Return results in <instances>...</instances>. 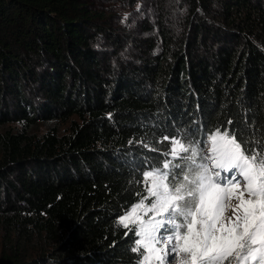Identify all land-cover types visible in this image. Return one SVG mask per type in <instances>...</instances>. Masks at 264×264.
I'll list each match as a JSON object with an SVG mask.
<instances>
[{"label": "trees", "instance_id": "obj_1", "mask_svg": "<svg viewBox=\"0 0 264 264\" xmlns=\"http://www.w3.org/2000/svg\"><path fill=\"white\" fill-rule=\"evenodd\" d=\"M7 122L0 264H138L119 217L173 140L264 156V0H0Z\"/></svg>", "mask_w": 264, "mask_h": 264}, {"label": "snow or ice", "instance_id": "obj_2", "mask_svg": "<svg viewBox=\"0 0 264 264\" xmlns=\"http://www.w3.org/2000/svg\"><path fill=\"white\" fill-rule=\"evenodd\" d=\"M238 140L227 132L212 134L202 157L208 163L199 164L194 176L184 175L178 186L169 172L144 173L152 181L150 207L141 200L118 221L139 238L131 249L142 257L138 264H225L232 258L237 264H264V156ZM172 155L178 156L175 147ZM227 208L233 209L231 217L224 216ZM138 209L153 215L145 220Z\"/></svg>", "mask_w": 264, "mask_h": 264}, {"label": "rangeland", "instance_id": "obj_3", "mask_svg": "<svg viewBox=\"0 0 264 264\" xmlns=\"http://www.w3.org/2000/svg\"><path fill=\"white\" fill-rule=\"evenodd\" d=\"M50 125L51 126L52 125H55L56 126V129L58 130V133H63V132H65L67 130V122H61V121H59L58 123H54V122L53 123H51V122H49V123L38 122L33 129H34V131H36L37 133H39V132H43L44 129H46ZM12 126H15V123H13V122H7V123H4V124L0 125V130L5 129L7 127H12ZM212 134H214V133H212ZM212 134L208 135L207 137L202 138L200 140V142L196 146H194V145L190 146L189 144H183L184 147H187L189 149L188 152H184L181 149V147H180L181 143L174 145L173 144V141H177V140H173L172 141V147L167 152V154H166V160H165V162H163L162 167L159 168V169H155L153 171L169 172L170 173V175H169V181L172 184H176L178 186L179 183H183L184 182V180H183L184 175L189 174L190 176H194L195 175V172L198 170V165L199 164H201V163H208L207 161H204L202 159V157L205 155V153L207 152L208 148L210 147L209 137ZM173 147H175L176 150H177V153H178V156L177 157H173V155H172ZM193 149H195V156H194L195 161H196L195 164H193L192 163V159H190V157H193V151H192ZM165 163H168L169 164V168L168 169H164V164ZM181 163L183 164V169L186 168V170H184V172L182 173L181 179L178 180V181H175L174 178H173V176H172V173L170 171L171 170L170 168H171V166H172V168L173 167L180 166ZM145 172H147V171H145ZM153 199L154 198L152 197V200ZM139 203L140 202L134 204L132 207H134L135 205H137ZM232 203H235V201H232ZM132 207H130L122 216H120L119 217V220L122 217L126 216L131 211ZM148 207L149 206L146 205V203H144V208L147 209ZM232 213H233V209L232 208H227L225 210V212H224V216L225 217H231L232 216ZM136 215L137 216H142L143 219L147 220L153 214L151 212H149L147 215H144L143 210L138 209ZM135 227H136V225L135 224H132V228L134 229ZM133 235H134V239L135 240L136 239H139L138 237L135 236L134 231H133ZM134 246H136L135 243H134ZM140 252H143V249L142 248L140 249ZM139 257L142 260V257L140 256V254H139ZM173 264H175V262H173ZM225 264H237V261L235 260V258H232L229 261H225ZM248 264H255V262H251L250 261V262H248Z\"/></svg>", "mask_w": 264, "mask_h": 264}]
</instances>
